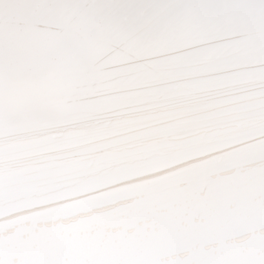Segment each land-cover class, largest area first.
Segmentation results:
<instances>
[{"label": "snow or ice", "instance_id": "snow-or-ice-1", "mask_svg": "<svg viewBox=\"0 0 264 264\" xmlns=\"http://www.w3.org/2000/svg\"><path fill=\"white\" fill-rule=\"evenodd\" d=\"M0 264H264V0H0Z\"/></svg>", "mask_w": 264, "mask_h": 264}]
</instances>
